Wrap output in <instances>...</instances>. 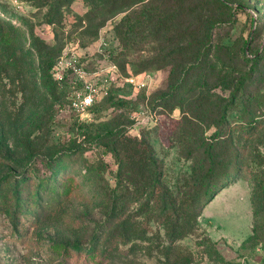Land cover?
<instances>
[{"label": "rangeland", "instance_id": "rangeland-1", "mask_svg": "<svg viewBox=\"0 0 264 264\" xmlns=\"http://www.w3.org/2000/svg\"><path fill=\"white\" fill-rule=\"evenodd\" d=\"M161 1L0 0L2 36L16 37L25 49L30 45L35 72L40 55L54 60L69 49L93 68L103 42L123 75L81 118L65 99L47 96L38 73V95L17 122L0 117V155L6 157L1 186L9 181L10 186L28 185L29 180L39 184L30 175L31 165L40 175L48 174V163L56 169L36 197L35 190L26 189L33 200L21 209L12 206L11 216L0 210V264H165L154 235L164 232L150 217L157 210L144 212L145 199L122 194L127 182L117 187L115 140L123 134L149 140L162 181L175 193L208 167L213 169L205 178L211 184L225 169L236 168L231 180L216 182V195L201 200L200 229L181 242L193 252V264H264V0H223L228 7L191 0L167 35L180 26L186 33L198 32L201 22L219 19L212 40L221 45L219 54L234 61L233 68L224 72L218 66L211 76L200 77L197 72L175 73L166 64L140 73L131 69L136 82H127L123 63L134 56L119 54L113 26L124 14ZM167 6L162 4L164 10ZM32 33L42 42L28 44ZM174 43L169 49L181 45ZM162 44L147 40L140 55L149 57L148 51ZM192 54L189 48L170 57L188 60ZM239 79L245 84L233 98ZM172 91L175 96L164 97ZM248 118L255 121L250 129ZM115 197L126 202L124 212H138V220L151 231L126 243L113 238L107 258L101 254L118 211ZM75 245L82 252L74 253ZM95 250L99 253L92 257Z\"/></svg>", "mask_w": 264, "mask_h": 264}, {"label": "trees", "instance_id": "trees-1", "mask_svg": "<svg viewBox=\"0 0 264 264\" xmlns=\"http://www.w3.org/2000/svg\"><path fill=\"white\" fill-rule=\"evenodd\" d=\"M189 1L191 0H163L160 3L147 4L138 11L124 14L114 24L113 32L122 50L119 54L124 55V57L134 56V59H127L123 63V67L128 71L129 75L133 74L132 70L140 73L152 67L162 68L166 64L171 65L172 71L174 70L175 73L180 71L188 75L197 72L200 77L211 76L215 73L218 66H223L221 71L224 72L233 68L234 61L230 57L219 54L221 45L214 43L212 40L213 30L218 25L219 19L214 18V20H209L206 24L201 22V25L197 27L200 29L198 32L186 33L187 29L183 28L184 30H182L180 26L177 27L178 30L173 35L167 36L172 27L179 22L178 20L184 10V6ZM214 1L217 4L219 3L220 6L228 7L223 0ZM162 4L168 5L166 10L163 9ZM147 40L154 43L159 42V44L163 43L160 48L157 49L156 47L157 50L155 48L149 50V57L140 55L141 48H143ZM176 40L180 41L181 45H175L176 47L169 49L170 46L175 44ZM40 42L42 40L34 33H32L30 41H27L28 44L33 43L34 45ZM246 45H248V41L244 42L243 55H246ZM189 48L192 49L193 54L188 60L170 57L171 54L187 52ZM164 51L167 52L165 53ZM98 53L100 58L93 68H90L88 64L82 61L85 68L94 70L109 63H116L120 68L116 58L108 51L107 45L103 46L102 51H98ZM212 56L215 59L214 62L210 61ZM33 57L34 52L30 45L25 49L24 46L20 45V41H17L16 37L3 38L2 31H0L1 120L3 115L10 121L17 122L26 105L37 97L36 75L38 73L44 80L43 86L46 88L47 96L54 101L65 99L68 105V84L66 82L59 84L53 75L54 66L59 56L54 60H48L44 55H40V67L36 72L34 71V65L32 66ZM236 82V86L233 87V98L238 96L239 89L245 84V81L240 79L236 80ZM173 96H175V91L164 95V97ZM19 98H21L20 101H18ZM254 124L255 121L248 118L246 122L247 128H252ZM0 141H2V135L0 136ZM115 147L117 151H115L114 155L118 162L117 187L119 188L123 181L127 182L128 185L120 189L122 194L126 196V193H129L133 199H145L144 212L157 210V213L150 215V217L160 224L164 232V236L159 231L154 233L158 241L156 250L162 256L163 262L165 264H193V252L181 241L188 235L196 234L200 229L198 218L203 208L201 200L212 194H217L219 191H216V182L221 178L226 181L231 180L236 168L225 169L223 174L211 184L205 178V176L211 174L210 170L213 169L208 167L203 171L205 173L200 174L192 182L188 183L187 189L180 193H175L162 181L161 165L149 140L143 137L123 134L115 140ZM5 160L6 157L0 155V169L5 164ZM230 163H232V160L229 161ZM48 165L50 166L48 174L45 175H40L35 166L31 165L29 167L31 170L30 175L39 178V184L36 186L30 183V177L25 180V182L29 180L28 185L19 183L18 186H10L11 181L8 182V185L7 183L4 186L0 185V210L11 216L14 214L12 206L21 209L22 205H26V201L33 200L31 193L24 192L28 188L31 191L35 190L34 197L38 195L39 189L47 184L52 175L56 174L53 164L48 163ZM25 167L28 168L27 165ZM214 191L216 192L214 193ZM112 195L111 193L110 196ZM200 196L201 198H199ZM12 200L13 204H11ZM114 207L118 210L117 215L112 217L109 224V235L105 239L107 245L106 249H104L105 254L101 252V255L107 258L112 253L109 244L113 242V238L116 237L126 243L135 237H139L138 234H147L148 231H151V227L147 223L138 220V212H124L127 204L121 198H114ZM72 248L74 253L82 252L80 246L75 245ZM90 252H92V257L99 253L98 250Z\"/></svg>", "mask_w": 264, "mask_h": 264}, {"label": "built area", "instance_id": "built-area-1", "mask_svg": "<svg viewBox=\"0 0 264 264\" xmlns=\"http://www.w3.org/2000/svg\"><path fill=\"white\" fill-rule=\"evenodd\" d=\"M103 46L105 45L101 42L99 51H102ZM53 75L59 84L64 82L68 84V106L81 118L107 94L114 82L123 77L116 63L88 70L84 67L78 54L72 49L59 55ZM124 79L127 82H136L135 76L132 75H128Z\"/></svg>", "mask_w": 264, "mask_h": 264}, {"label": "water", "instance_id": "water-1", "mask_svg": "<svg viewBox=\"0 0 264 264\" xmlns=\"http://www.w3.org/2000/svg\"><path fill=\"white\" fill-rule=\"evenodd\" d=\"M214 195H216V193H215ZM214 195H213V196H214Z\"/></svg>", "mask_w": 264, "mask_h": 264}]
</instances>
